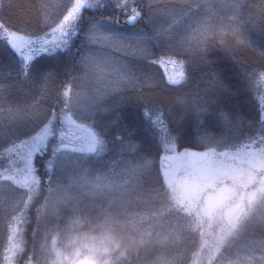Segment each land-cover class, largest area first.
Here are the masks:
<instances>
[{
	"label": "trees",
	"instance_id": "trees-1",
	"mask_svg": "<svg viewBox=\"0 0 264 264\" xmlns=\"http://www.w3.org/2000/svg\"><path fill=\"white\" fill-rule=\"evenodd\" d=\"M142 1L123 0L125 7H119L118 5L121 3L113 2L106 7V12L101 10V14H93L96 18L104 19L103 17H105L114 22L122 19L123 23L125 17L132 15L133 8H141ZM41 2L42 0H0V28L6 25L11 30L26 29L33 33H40L37 6ZM43 2L53 6L60 3L67 6L71 0H43ZM184 2L193 5L199 4L201 12L211 9L224 15L226 9L233 5L236 0H184ZM253 2L259 5L260 0H253ZM159 7L177 8L178 0H161ZM91 15L89 11L84 12L83 19L77 27V34L71 35V38L67 36L68 46L66 48L58 47L56 53L62 56L73 54L70 62L75 59L82 43L81 31L85 27L83 20ZM175 15L180 21V27H183L190 19H195L197 13L194 12L190 17H184L182 13L177 11ZM158 19L157 24L168 22L163 16L158 17ZM129 24L131 27L135 26L130 21ZM245 38L247 44L245 49H235L231 54L223 51H214L211 54L209 58L214 62L213 67L220 74L222 85L209 80L202 85V89L207 91H201L200 96L195 98L181 97L178 101L173 102V92L164 87L166 79H164L162 71L157 63V68L152 63L141 65V67L147 69L152 79L160 87L144 88L140 93L131 91L119 93L113 98L123 97L119 106L108 101L102 106L103 110H94L93 115H84L79 111L75 113L79 122H86V118H92V124L102 140L103 149L95 159L107 161L112 167L110 174L103 180L102 184L96 187L100 191L119 195L117 211L122 212V205L129 200V206L140 213L143 224V222L153 223V220L158 219V216L170 211V206L173 207L172 204L170 205L171 192L164 187L163 176L159 169V156L163 153L160 144L167 137L174 139L180 148L186 149L196 146V141L199 142V138L204 136L222 138L223 133L229 130L232 134H238L237 136L247 135V138L252 137L257 132H260L259 135H264L258 102L261 86H255L260 80L259 70L264 69V55H261L264 52V33L257 28L246 33ZM169 51L170 49L161 43L155 49L153 58L155 61L160 60L161 57L169 58L171 57L168 54ZM42 58L50 60L49 64L40 65L37 64L39 60H36L31 65L27 77L23 76L17 56L7 47L5 40L0 36V104L44 102L47 98L50 101L55 90L63 86L65 79L62 80V84H54V82L52 84V79H46L48 74L54 73L55 76L59 71L58 67L51 64L52 61L47 53L41 54L38 59ZM124 59L129 64H137V61L131 57L124 56ZM213 100L218 103L212 105ZM50 106L52 107L51 102ZM158 113L162 114L160 120H157ZM225 120L228 122V126L223 128L222 124ZM19 135H23V132ZM17 139L0 137V140H3L0 142H5V145L9 141ZM58 143L57 140H53L48 148L42 152V155L37 153L35 164L41 163L47 171L46 165L49 164V161L53 162V159L62 151L59 148L58 151L53 152V147ZM70 152L73 150H69L68 153ZM121 181L122 187L120 189L122 191L119 190V185L114 187V182L117 184ZM161 183L163 188H161ZM2 199L3 197L0 196V264H4L2 261L4 258L3 249L8 245L6 237L2 236V223L7 220L12 212L11 208L5 206V200ZM20 201L22 202V200ZM73 202L77 203L75 200ZM91 203V201L82 202L80 207L87 213ZM31 226L30 229L33 230V225L31 224ZM94 230L95 227L91 221L85 224L77 217L68 227L52 230V233L57 234L58 239L52 243L48 239L45 241L46 252L53 253L55 246L66 253H80V256L84 257L91 253L88 246L90 238H93L91 243L94 249L104 248V258L115 259L120 251L128 250L132 252V259H134L135 264H162L168 260H174V264L175 262L176 264H190L191 262V253H172L171 250H174L168 249L171 247L170 244L155 247L154 253L140 252L144 246L139 243V233L130 231L125 224L115 230L111 223L105 225L104 229H97V233L104 232L107 237L105 240L100 237L97 238L98 235H95L96 238H94L92 235ZM33 232L29 234V237L23 239L29 250H32L38 240ZM68 234L73 236H68ZM263 235L254 230L249 235L241 237L239 241L231 240L232 242L230 241L227 249L221 253L217 261H225L222 264H227L228 260H235V257L243 254L241 252L245 250V247H248L251 249L246 251L244 256L250 254L251 259H247L245 264H264V244L259 245V247L256 246L257 241L262 243L261 240H263L264 243ZM70 239L73 240V243L71 246H67L66 242ZM117 243L119 248L115 246Z\"/></svg>",
	"mask_w": 264,
	"mask_h": 264
},
{
	"label": "clouds",
	"instance_id": "clouds-1",
	"mask_svg": "<svg viewBox=\"0 0 264 264\" xmlns=\"http://www.w3.org/2000/svg\"><path fill=\"white\" fill-rule=\"evenodd\" d=\"M160 3L161 0H144L143 7L136 9L137 15L133 21H142L145 27L122 38L112 29L102 44L97 40V33L107 29L108 22L101 18H88L84 22L81 49L65 69L67 79L50 98L52 107H48V100L0 104V137L24 138L38 127L46 125L53 114L58 116L70 110L74 114L79 111L84 115H93L94 110H103L102 106L108 101L119 106L123 97L113 99L119 93H140L144 88L160 87L141 65L155 63V49L161 43L170 49L168 54L185 69L184 79L179 84L165 82L164 87L173 92V102L181 97L195 98L200 96L201 91H207L202 89V85L209 80L222 85L220 74L209 58L214 51L231 54L235 49H245L246 33L257 28L264 33V0H260L259 5L253 0H236L224 15L211 9L201 12L199 4L185 3L184 0H178L177 8H161ZM86 8L89 7L85 5L82 14L73 21L72 28L80 25ZM177 11L184 17H190L194 12L197 16L180 27L175 15ZM37 13L40 33L43 34L51 32L63 22L66 6L62 3L53 6L42 0L37 6ZM160 16L168 22L157 24V17ZM97 48L110 51L94 50ZM113 52L119 53V56H113ZM121 56L131 57L137 64H129L121 60ZM108 63L119 64L123 71L116 76L106 67ZM259 71L264 72V69ZM66 91L67 96L64 94ZM217 103L212 101V105ZM21 132L23 135H19ZM69 160L70 166L47 164V178L36 176L38 183L31 187L14 185L21 194L22 207L7 217L9 229L16 233L17 239L12 264H60L54 257L47 255L45 239L48 236L55 239L52 230L68 227L77 217L85 224L91 221L96 228L111 223L114 230L127 222V217L116 210L119 195L100 191L96 187L110 174L112 165L90 156ZM85 201L92 202L87 213L80 207V203ZM33 213L34 236L39 239L29 250L22 234L26 225L32 223ZM257 227L264 232V221L258 223ZM72 243L70 239L66 245L71 246ZM115 246L119 248L118 243ZM98 264H135V261L132 252L124 250L115 259H98Z\"/></svg>",
	"mask_w": 264,
	"mask_h": 264
},
{
	"label": "rangeland",
	"instance_id": "rangeland-1",
	"mask_svg": "<svg viewBox=\"0 0 264 264\" xmlns=\"http://www.w3.org/2000/svg\"><path fill=\"white\" fill-rule=\"evenodd\" d=\"M113 2L121 3V0H102L99 6L86 8L84 12L89 11L92 14L89 18L94 17L96 13L101 14L102 11L106 12V7L110 6L109 4ZM142 4H144V0ZM142 7L143 5H141ZM103 18V20L108 22L109 27L107 29H101L97 33V40L101 44L104 43V37L111 34L112 29L120 34L122 38L124 36H130L131 33H136L140 28L145 27L142 21H135V26L131 27L129 24L131 20L130 16L125 17L123 23L122 19L114 22L105 17ZM87 19L85 17L83 21L85 22ZM158 20L157 17V23ZM77 27L74 28L75 32L69 31V38H71V35L77 34ZM83 30L81 31V41L83 40ZM79 48L81 49V45ZM94 50L110 51L107 48H97ZM44 53L50 56L51 64L58 67L59 72L55 76L52 73L54 76L51 81L52 84L53 82L54 84H62V80H66L67 78L65 69L71 63L73 54L62 56L56 53V51ZM41 54L33 62L39 60L37 64H49L50 60L48 59H38ZM111 54L113 56H119V53L113 52ZM120 59L127 61L124 59V56H121ZM156 63L162 71L164 79H166L165 67L155 62L153 65L156 68ZM106 67L109 71L116 74V76L123 71L122 67L116 63H108ZM259 85L261 86L260 97L264 95V81L259 80L255 86L257 87ZM47 100L48 107L51 108L49 98ZM86 120V122L77 121L83 127L74 129L69 134V138L59 146L60 148L63 145H69L73 147V152L61 151L60 155L53 159V162L51 161L53 166H70L69 158L75 159L80 156L96 158L99 152L102 151V140L92 124V118H86ZM223 123V128L228 126L226 120ZM258 133L260 132L247 138V135L237 136L238 134H232L229 130L223 133L222 138L208 136L199 138V142L196 141V146L187 147L186 149L180 148L171 137H167L162 141L160 147L163 149V153L159 156V169L163 176L164 187L171 192L170 205L172 204L173 207L170 206V211L158 216V219L153 220L154 222L152 221L153 223L143 222L142 224L140 213L129 206V200L122 205V213L124 217H127L125 225L130 231L139 233V243L144 246V249L142 251L140 250V252L154 253L155 247L170 244L171 247L168 249H173L174 251L171 250L172 253H191L190 264H222L225 261L218 262V257L221 253H224V250L227 249L231 240L239 241L241 237L243 238V236L249 235L254 230L264 234L257 227L258 223L264 221V152L260 150L261 141H264V135H259ZM4 143L0 142V147ZM173 144H175V149L171 147ZM188 149L208 152L210 155L208 162L199 167H189L184 157ZM42 152L38 154L42 155ZM35 159H37V154L34 157L33 165L36 170L35 175L41 178L45 177L46 179L48 176L47 171L41 163L38 165L35 164ZM164 162L171 163L170 167L163 165ZM22 166V162H18L17 167ZM25 179L26 176L14 170L9 165L7 157L0 159V196L3 197L2 200H5V206L11 208L12 212L22 207V202L20 201L21 194L14 185H22ZM118 185L119 190L122 191L120 189L122 187V181L117 184L114 182V187ZM138 211L140 212V210ZM32 220H34V213ZM31 224L33 225V230L30 229ZM31 224L28 223L26 225L22 234L23 239L29 237V234L34 231L35 220ZM2 226V236L6 237L8 241V245L3 249L4 258L2 261L4 264H12L17 242L16 233L9 229L7 220L3 221ZM104 227L105 225H101L97 229L101 230ZM97 229L95 227L94 233L92 234L93 237L96 238L95 235H98L97 238L107 239L104 232L97 233ZM52 235L55 236V239L52 236H48L45 241L48 239L52 243L58 239L57 234L52 233ZM68 236L72 237L73 235L68 234ZM36 238L39 239L38 236ZM92 239L90 238V244L88 246V248L90 247L91 253H88L84 257H81L80 253H66L55 246L53 247V253H47V255L54 257L60 264H98V259L104 258L105 251L102 247L94 249L91 243L93 241ZM261 242L259 243L257 241L256 246L259 247V245L264 244L263 240ZM250 249L245 247V250L241 252L243 254L235 257V260H228L226 263H247L246 260L251 259V257L250 254L247 256H244V254ZM162 264H174V260L164 261Z\"/></svg>",
	"mask_w": 264,
	"mask_h": 264
},
{
	"label": "snow or ice",
	"instance_id": "snow-or-ice-1",
	"mask_svg": "<svg viewBox=\"0 0 264 264\" xmlns=\"http://www.w3.org/2000/svg\"><path fill=\"white\" fill-rule=\"evenodd\" d=\"M102 3V0H71V3L66 6V15L63 17V22L57 27L53 28L51 32L46 33H33L28 30H11L6 25L0 28V36L5 40L7 47L12 50L17 56L20 63L21 74L25 77L29 74L30 67L35 58L44 52H55L58 47H67L69 40V30L75 31L71 27L73 21L82 14V9L87 5L89 8H95ZM119 7L126 5L121 0ZM137 11L135 8L132 10L131 20H135ZM264 55V52L261 53ZM165 67L166 82L168 84L177 85L184 79V67L175 59L169 57L165 59L161 57L159 61H155ZM259 79L264 81V72H258ZM53 74H48L46 79H53ZM65 96L68 95L66 91ZM259 105L261 112V123L264 127V95L259 97ZM161 113H158L157 120H160ZM83 125L77 122L75 114L66 110L58 116L53 114L51 119L46 125L38 127L31 135L15 141L7 142L2 149H0V158L7 157L9 165L22 175L26 176L24 187H31L33 184L38 183L35 175L34 157L37 153L46 150L53 140L59 143L53 147V152L59 150L69 134L74 129L82 128ZM175 149V144L171 145ZM264 152V141H261V149ZM18 162H22V167H17ZM52 162L49 161V164Z\"/></svg>",
	"mask_w": 264,
	"mask_h": 264
},
{
	"label": "water",
	"instance_id": "water-1",
	"mask_svg": "<svg viewBox=\"0 0 264 264\" xmlns=\"http://www.w3.org/2000/svg\"><path fill=\"white\" fill-rule=\"evenodd\" d=\"M130 23L132 24L134 23V21L130 20ZM66 149H67L66 146L61 147V150H66ZM184 157L189 167H199L208 162L210 155L206 151H197V150L189 149L186 150ZM164 165L170 166V163L164 162Z\"/></svg>",
	"mask_w": 264,
	"mask_h": 264
}]
</instances>
